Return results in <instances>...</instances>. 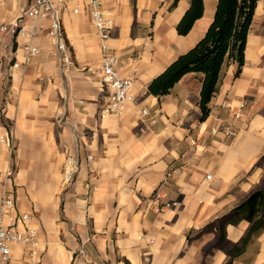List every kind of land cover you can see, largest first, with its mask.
Listing matches in <instances>:
<instances>
[{
	"label": "crops",
	"instance_id": "obj_1",
	"mask_svg": "<svg viewBox=\"0 0 264 264\" xmlns=\"http://www.w3.org/2000/svg\"><path fill=\"white\" fill-rule=\"evenodd\" d=\"M218 1L204 0L203 15L180 34L190 0H102L121 73L134 78L133 99L104 118L109 88L85 0L61 8L75 61L69 70L46 35L33 40L42 52L26 61L24 39L0 30V192L13 195L17 219L31 214L39 241L35 255L11 242L8 264H264V226L244 245L249 219L222 231L225 217L264 187V0L255 6L245 61L225 62L205 118L200 72L186 73L166 94L149 91L203 38ZM30 2L0 0V24ZM68 155L80 162L71 184Z\"/></svg>",
	"mask_w": 264,
	"mask_h": 264
},
{
	"label": "built area",
	"instance_id": "obj_2",
	"mask_svg": "<svg viewBox=\"0 0 264 264\" xmlns=\"http://www.w3.org/2000/svg\"><path fill=\"white\" fill-rule=\"evenodd\" d=\"M76 0H31L21 12L11 21L0 24V30L11 34L15 40L24 39L23 48L26 53V61L42 52V48L33 40L41 35H46L54 46L53 54L58 57L61 70H69L75 63L73 53L66 38V32L61 20V8L64 4ZM92 19V25L99 38V48L102 55L101 81L102 85L109 88L107 102L101 111V117L120 115L129 101L133 99L132 86L134 78L121 73L123 66L119 55L110 46L111 29L113 19L103 8L102 0H85ZM78 11V7L74 8ZM15 60L13 66H18ZM137 71L138 67H134ZM247 102L242 101L235 111V117L243 115ZM142 113L148 114V109H142ZM228 128L227 133L230 134ZM92 159V155H88ZM80 168L78 155H68L64 178L66 183L71 184L77 177ZM206 177L210 179L211 173ZM163 196L161 191H156L152 199L160 202ZM176 202H166L161 208L171 206ZM15 199L11 193L0 192V264H8L12 258L11 242H21L31 247V252L38 253L39 243L37 231L28 223L32 219L29 212H23L19 219L14 214ZM6 220L11 221L10 224ZM20 222L24 223L21 224Z\"/></svg>",
	"mask_w": 264,
	"mask_h": 264
},
{
	"label": "trees",
	"instance_id": "obj_3",
	"mask_svg": "<svg viewBox=\"0 0 264 264\" xmlns=\"http://www.w3.org/2000/svg\"><path fill=\"white\" fill-rule=\"evenodd\" d=\"M190 1L189 8L177 25L180 34H187L204 13V0ZM256 4L257 0H219L214 19L203 38L157 75L150 82L149 91L158 96L166 94L186 73L200 72L203 74L200 105L205 118L225 62L230 59L241 67L245 61V48ZM242 218L252 221L243 238L244 245L254 230L264 226V187L255 190L225 217L222 231L228 222H238Z\"/></svg>",
	"mask_w": 264,
	"mask_h": 264
}]
</instances>
